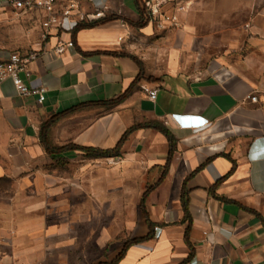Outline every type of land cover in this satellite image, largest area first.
I'll list each match as a JSON object with an SVG mask.
<instances>
[{
  "label": "crops",
  "instance_id": "0c3cea01",
  "mask_svg": "<svg viewBox=\"0 0 264 264\" xmlns=\"http://www.w3.org/2000/svg\"><path fill=\"white\" fill-rule=\"evenodd\" d=\"M138 3L96 0L107 8L106 16L119 19L75 36L74 32L53 36L33 46L39 58L30 67L29 84L47 88L43 104L36 97H21L11 81L1 87L0 264H40L43 258L45 264L54 259L63 263L72 242L68 230L83 221L93 223L87 210L80 219L72 220L66 209L52 214L49 207L36 212L37 206L29 205L35 208L27 211L28 205L12 203L10 198L27 175L41 194L47 190V194L59 196L71 191L72 172L63 176L59 172L74 154L83 164L103 161L118 165L110 182L95 187V195L119 187L121 166L128 179L142 181L134 194L138 196L136 219L128 220L124 227L133 231L130 240L149 238L130 247L119 264H264L263 13L244 43H230L232 52L245 51V55L214 59L206 71L199 61L197 74L178 73L176 63L173 72L158 76L157 81L144 80L117 107L84 108L62 118L49 133L55 148L76 145L110 150L134 125L160 122L177 139L173 152L165 136L148 128L128 138L120 158L92 159L81 152L51 157L41 142L43 123L82 104L116 100L138 78L140 69L128 57L135 55L127 43L132 29L149 32L148 23L137 26ZM29 15L38 17L41 32V15H22L0 1V23L7 24V30L12 26L8 24ZM70 41L74 47L58 54L57 46ZM12 53L16 52H4L0 60ZM146 76L149 78L148 71ZM146 89L157 91L155 100ZM251 96L258 97V102ZM26 155L34 159L28 166ZM185 192L190 221L183 208ZM187 233L192 249L187 245ZM101 238L100 245L107 250L113 237L103 231ZM124 248L98 263L112 264ZM254 250L259 252L249 257Z\"/></svg>",
  "mask_w": 264,
  "mask_h": 264
},
{
  "label": "rangeland",
  "instance_id": "374dc122",
  "mask_svg": "<svg viewBox=\"0 0 264 264\" xmlns=\"http://www.w3.org/2000/svg\"><path fill=\"white\" fill-rule=\"evenodd\" d=\"M175 8L179 18L175 27L167 24H161L162 27L149 25L148 33L134 28L127 39L133 55L144 62L149 78L168 75L176 69V63L178 73L197 74L199 61H202L201 70L206 71V66L214 59L245 55V51L232 52L230 43L242 44L251 36V27L259 25V16L264 14V0H175ZM29 16L33 21L31 17H20L19 23L15 21L14 24H8L12 25L9 30L5 29L7 24L0 23V57L6 51H34L33 46L43 40L38 28V17ZM106 17L112 18L114 15ZM28 155L25 156V166L34 160ZM69 159L72 161L65 164V169L61 167L59 173L63 176L65 172H72L71 191L61 192L59 196H51L47 190L41 194L37 190V183L27 175L10 198L12 203L37 206L35 210V206L25 208L27 211H46L49 207L51 213L55 214L54 210L66 209L70 212L66 216H71L72 220L80 219V214L87 210L93 223L83 221L77 225L78 228L68 230L72 237L70 255L63 263L56 262V259L49 262L99 264L101 259H108L125 246L124 241L126 243L132 238V229L124 225L128 220L136 219L138 196L134 194H137L138 184L142 181L128 179L121 166L119 187L102 196L95 195V187L110 182L112 172L117 171L118 165L103 161L83 164L78 161L76 154ZM32 169L35 172L34 167ZM44 169L46 172L47 166ZM47 185L44 184V187ZM6 186L9 189L11 185L8 183ZM97 220H102V223H96ZM103 231L113 237V242L104 251L103 245H100ZM60 257L64 259L62 251ZM45 262L43 258L38 263Z\"/></svg>",
  "mask_w": 264,
  "mask_h": 264
},
{
  "label": "built area",
  "instance_id": "2783aa9c",
  "mask_svg": "<svg viewBox=\"0 0 264 264\" xmlns=\"http://www.w3.org/2000/svg\"><path fill=\"white\" fill-rule=\"evenodd\" d=\"M13 7L22 15L38 13L41 15L40 27L43 41L53 36L74 32L81 24L92 23L106 17L105 5L96 4V0H0ZM145 13V23L149 25L167 24L172 27L178 25V15L175 0H141ZM172 5V6H170ZM95 8H94V7ZM91 11V9H93ZM162 27V25H161ZM160 27V28H161ZM66 47H74V43L60 44L56 51L62 55ZM39 58L38 52L26 51L12 53L8 58L0 60V98L1 87L11 81L19 95L23 98L36 97L40 104L46 101L48 90L43 86H31V65ZM149 97L155 100L157 91L146 89ZM253 102L258 97L251 96ZM254 250L248 256L255 255Z\"/></svg>",
  "mask_w": 264,
  "mask_h": 264
},
{
  "label": "trees",
  "instance_id": "16d2710c",
  "mask_svg": "<svg viewBox=\"0 0 264 264\" xmlns=\"http://www.w3.org/2000/svg\"><path fill=\"white\" fill-rule=\"evenodd\" d=\"M138 10L140 13V22L137 23V26L143 27L147 23H145V13H144V10H143L142 5L140 3V0L138 3ZM118 19H119V17H117V16L116 17L114 16L112 18L105 17L104 19L94 21L92 23L81 24L74 31L73 36H75V34L81 30L94 28V27L102 25L106 22L118 20ZM128 57L131 58L138 65V67L140 69V74H139L138 78L134 81V83L132 84L130 89L124 95H122L120 98L113 100V101H107V102H103V103H86V104L79 105V106L74 107L73 109H71L69 111H66L64 113H61V114L55 116L54 118L50 119V121L43 123V125L41 127V142H42L43 146L45 147L49 156L54 157V156H58V155L68 153V152H81L87 158H92V159L120 158L123 154L122 153L123 145L128 140V138L135 131H138V130L144 129V128L156 130V131L160 132L163 136H165V138L169 142L171 152H173V150L177 144V139L174 136V134L168 129V127L165 126L164 124L160 123V122H147V123L134 125L133 127H131L130 129L127 130V132L125 133V135L123 136V138L121 139V141L119 142L117 147L114 149H110V150H103V149L89 148V147H80V146H76V145H68V146L62 147V148H55V147L51 146V144L49 142V133H50L51 128L56 123H58L62 118H64L65 116L72 114L74 112H77L79 110H82L84 108H91V107H95V106H98V107L100 106V107H104L107 109L115 108L118 105H120L121 103H123L138 88L139 84H141L144 80H150L153 82L157 81V79H154V78H147L145 66L140 59H138L137 57L132 56V55H128ZM144 199H146V195L144 196L143 201H142V208H144L143 207L144 206ZM226 202L231 203V201H226ZM183 208H184V212H185V219L190 221L191 217H190V213H189V200H188L186 192L183 194ZM154 226L155 225L149 221V227L154 228ZM147 238H149V237H147ZM147 238L127 241L125 243V248H124L123 252L117 257V259L114 260V262L112 264H119V262H121V260L126 256V252L130 247L144 242V240H146ZM186 241H187L188 247L192 249V246H191L190 241H189L188 233L186 235Z\"/></svg>",
  "mask_w": 264,
  "mask_h": 264
}]
</instances>
